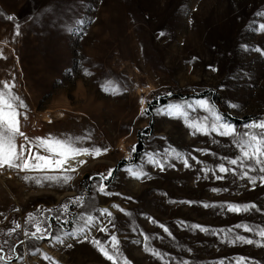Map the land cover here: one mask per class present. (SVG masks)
<instances>
[{"label":"rangeland","instance_id":"rangeland-1","mask_svg":"<svg viewBox=\"0 0 264 264\" xmlns=\"http://www.w3.org/2000/svg\"><path fill=\"white\" fill-rule=\"evenodd\" d=\"M262 14L264 0H0V82L14 85L13 93L27 105L20 109L27 116L21 117V130L32 140L90 136L76 146L107 149L88 155L69 173L68 184L43 180L42 171L0 169V255L12 257L7 264H113L91 243L96 239L107 246L112 234L130 264H238L241 258L243 264H264V247L228 243L220 232L232 229L233 238L260 240L236 225L264 227V185L253 190L246 179L216 180L211 171L207 178L202 171L238 154L232 138L193 135L183 117L155 111L191 104L185 106L188 121L208 117L210 124V113L197 106L207 100L238 131L264 119V34L253 30L264 24ZM81 19L85 23L77 25ZM69 25L77 30L67 31ZM142 108L148 109L144 115ZM168 150L181 153L191 167L165 158ZM153 154L165 164L163 171L147 162ZM129 168L147 175L133 178ZM109 169L115 171L105 181L112 193L106 196L95 186L98 174ZM81 195L90 206L70 204L69 212L55 219L61 205ZM250 202L261 211L232 213L223 207ZM103 208L113 215L100 219H111L115 228H92L89 240L64 235L79 226L81 212L96 216ZM29 214L35 218L31 222ZM37 222L50 235H26ZM142 233L150 237L147 242ZM145 243L164 259L145 251Z\"/></svg>","mask_w":264,"mask_h":264},{"label":"snow or ice","instance_id":"snow-or-ice-1","mask_svg":"<svg viewBox=\"0 0 264 264\" xmlns=\"http://www.w3.org/2000/svg\"><path fill=\"white\" fill-rule=\"evenodd\" d=\"M264 15V14H262ZM9 20L13 19L11 16L8 17ZM84 20L76 21L77 25L84 24ZM18 27V26H17ZM66 30L69 32L76 31L77 28L73 26H66ZM254 31H259L264 34V24H261L253 28ZM19 35V32H17ZM159 35L163 36L164 33L161 32ZM260 51V49H256ZM215 70V69H214ZM105 91H108V88L102 85ZM14 85L9 84L8 82H0V169H13L22 172L29 171H42L45 172L43 180L50 181L57 184H68L73 179L72 175L69 173L75 172L77 169L72 162L76 164H84L85 161L77 160V157L81 155H90V156H99L102 152H106L107 149H100L97 147L86 148V147H77V143L84 141L85 139H90V136H68L64 139H60L53 136L48 137H36L34 140L30 139L22 130L21 117L27 119L26 113L20 111L24 109L27 105L24 101L18 96L15 95L12 91ZM113 92L118 94V89H113ZM170 95V94H169ZM145 101L142 99L141 104L143 105ZM185 106L187 108H192L191 104H171L165 108L156 109L158 114L169 115L173 117H183L185 119L186 125L193 130V135L197 132L209 135L211 133H216L221 137H231L233 145L238 149V154L234 157H223L222 162L216 165L215 169H203L205 173V178H207L208 172H212L216 180H224L228 175L233 177H238L239 179H246L248 184L251 185L253 190L259 185H264V119L258 121H252L246 125L244 128L246 131H238L237 128L223 121V118L216 112L215 108L209 104L207 100L197 101V106L204 108L208 111L212 117V122L207 123L208 117L204 118V121H194L189 122L187 119V112L185 111ZM235 108L237 105H230ZM148 109L142 108L141 115H144ZM22 138L23 142L19 145L17 144V139ZM33 148L36 151H33ZM39 149H43L46 154H40ZM132 151H135V146H133ZM207 151V150H202ZM174 158L183 161L185 168L191 167L188 162V159L185 158L181 153L175 150H168L166 152L165 158ZM147 162L158 167L161 171L165 169V164L162 162V159H157L155 155L147 156ZM174 167L175 165H170ZM49 171L54 174H47ZM114 169H109L107 174H98L99 182L95 186V191L103 195H112L107 190V184L105 181H109L113 177ZM129 175L136 179H142L147 174L142 170H136L129 168L126 170ZM216 172H219L221 175H216ZM58 173V174H55ZM251 173H257V175H251ZM25 180L33 179L27 175L24 176ZM37 184H41V179H35ZM213 192L221 191V189L213 188ZM119 195V194H117ZM127 199H131L128 197ZM85 196L81 195L75 197L73 200H70L69 203H65L60 206L57 210L60 215H57L55 219L60 220L62 215H65L69 212V205L75 204L77 207L90 206L85 204ZM175 203V201H172ZM180 203L193 204V201H180ZM205 208H215L217 205L203 203ZM120 212L125 215H131L130 212H127L125 209L121 208L119 205H113ZM228 212L232 213H241V212H250V211H261V209L254 202L245 203V204H236V203H227L223 206ZM52 211V210H49ZM99 215H92L81 212L79 214V226L72 232H66L64 235L69 237H83L84 240H89L88 231L92 228H96L100 232H107L109 225L115 228V224L111 219L107 223H104L100 217H112V212L107 209H99ZM34 216L29 214L28 220L31 222L34 220ZM151 219V218H150ZM155 223V221L153 220ZM103 225V226H101ZM181 226L187 227L189 230H199L205 233H211L217 235L216 232L211 230L206 226L199 224H184L181 222ZM20 225L17 224L16 228H19ZM165 233L169 237L172 236L170 230L164 225H160ZM16 228H13L11 231L14 232ZM236 228H243L246 232L255 233L260 237V240H255L247 238L243 235H236L233 238L230 233L232 229L224 230L221 229L220 232L224 233V238L226 242L231 244L244 243L249 245H256L259 247H264V227L259 229L253 228L246 224H238ZM10 234V233H9ZM30 235L35 239H44L48 233L47 229H44L40 226V223L35 224V231L25 233ZM144 235V240L147 242L150 237ZM58 243H63V239L56 237ZM22 243V242H21ZM91 243L98 249V251L105 257L107 260L113 262V264H130V262L121 256L119 252V240L115 234L110 236V241L106 246L104 243H101L99 240L91 239ZM139 243V241H137ZM71 247L72 245H67ZM3 251V248L0 247V252ZM145 251L151 253L153 256L157 257L160 260H163V254L145 243ZM12 257H5L0 255V264H7V261L11 260ZM45 259L49 257L45 256ZM182 264H187V262H182ZM220 264H223L221 261ZM238 264H243V258L238 262Z\"/></svg>","mask_w":264,"mask_h":264},{"label":"bare ground","instance_id":"bare-ground-1","mask_svg":"<svg viewBox=\"0 0 264 264\" xmlns=\"http://www.w3.org/2000/svg\"><path fill=\"white\" fill-rule=\"evenodd\" d=\"M87 158H88V155H81V156H79V157H77V160H83V161H85V160H87ZM73 164H74V166L77 168V169H80L81 168V165L82 164H76L75 162H72ZM10 196V195H9Z\"/></svg>","mask_w":264,"mask_h":264},{"label":"trees","instance_id":"trees-1","mask_svg":"<svg viewBox=\"0 0 264 264\" xmlns=\"http://www.w3.org/2000/svg\"><path fill=\"white\" fill-rule=\"evenodd\" d=\"M231 118L235 119V120H238L236 117H233V116H230Z\"/></svg>","mask_w":264,"mask_h":264}]
</instances>
